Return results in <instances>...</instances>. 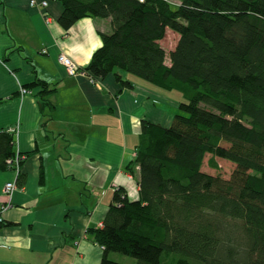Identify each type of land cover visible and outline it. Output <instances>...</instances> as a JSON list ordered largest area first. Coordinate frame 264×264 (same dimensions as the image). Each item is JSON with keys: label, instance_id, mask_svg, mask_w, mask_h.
Listing matches in <instances>:
<instances>
[{"label": "trees", "instance_id": "16d2710c", "mask_svg": "<svg viewBox=\"0 0 264 264\" xmlns=\"http://www.w3.org/2000/svg\"><path fill=\"white\" fill-rule=\"evenodd\" d=\"M60 1L66 30L84 17L111 19L77 75L97 83L114 73L133 88L123 71L184 98L170 124L142 119L127 165L139 167V198L115 190L92 231L104 247L100 264H124L113 252L136 264H264V0ZM168 29L180 37L167 54ZM35 84L42 99L54 91ZM15 146L14 133L0 129V168H12ZM208 154L212 166L235 164L229 178L203 171Z\"/></svg>", "mask_w": 264, "mask_h": 264}, {"label": "crops", "instance_id": "0c3cea01", "mask_svg": "<svg viewBox=\"0 0 264 264\" xmlns=\"http://www.w3.org/2000/svg\"><path fill=\"white\" fill-rule=\"evenodd\" d=\"M62 11L60 0L44 9L30 0H0V129L14 133L24 155V182L10 198L4 185L18 178L0 168V208L11 199L0 264H100L104 247L92 231L103 227L115 190L139 198V167L132 173L127 165L141 121L168 125L173 118L164 104L169 93L139 77L121 71L134 85L129 89L114 73L97 83L69 75L58 56L87 67L112 25L110 18L84 17L66 30ZM37 80L54 89L45 99ZM179 94L173 111L184 100Z\"/></svg>", "mask_w": 264, "mask_h": 264}, {"label": "rangeland", "instance_id": "374dc122", "mask_svg": "<svg viewBox=\"0 0 264 264\" xmlns=\"http://www.w3.org/2000/svg\"><path fill=\"white\" fill-rule=\"evenodd\" d=\"M140 1H145V0H140ZM170 1L172 2L171 4H173V6L179 5L178 4L179 3L178 0H170ZM179 37H180V35L178 33L168 29L167 35L165 36L164 39L161 40V44L165 48L167 54L176 47V45L178 43V40H179ZM167 63H170L169 56H167ZM76 64L78 65V63H76ZM94 78L100 80L99 78H96V77H94ZM178 91L179 90H173L171 92L166 91L169 94L166 95L167 96V101L164 102L165 108L167 109V111L169 113L172 114L173 118H174L175 114L179 111V107H178V105H176V108L173 111V107L170 106V103H171V101L175 102V100H177V98L180 95L179 93L181 92V91H179V92ZM173 118H172V120H173ZM17 153L18 152L16 151V154ZM20 156L22 157V159H21V161H22L23 158H24V155H20ZM210 160H211V155L208 154L206 156L205 160H204V164H203V167H202L203 171H205L207 173H210V174H213V175H221L222 177L227 179V178H229L231 176L232 172L235 169V164H233V162H231V161H229L227 159L216 158L217 165H214V166L211 165ZM19 165H21V162H19V164H14L13 166L11 165L12 168H10V169H13L16 172L17 178H19V175H20V166ZM18 166H19V170L16 169V167H18ZM8 182H10V181H8ZM16 183H17V188L16 189H18L19 184H18L17 181H16ZM5 185H4V188H5ZM4 192H5V190H4ZM10 207H11V204H10ZM111 257L115 261H118V262H121V263H124V264H136V259L134 257L126 255V254H122V253H119V252L111 253Z\"/></svg>", "mask_w": 264, "mask_h": 264}, {"label": "built area", "instance_id": "2783aa9c", "mask_svg": "<svg viewBox=\"0 0 264 264\" xmlns=\"http://www.w3.org/2000/svg\"><path fill=\"white\" fill-rule=\"evenodd\" d=\"M50 0H30V4L34 7L44 9L49 5ZM58 60L66 66V69L69 74L71 75H77L80 69V66L77 65L69 56H67L65 53H61L58 56ZM82 75H84V72H80ZM92 82H95L93 79L91 80ZM22 92H27V89L23 88ZM22 157L19 155V152L16 154V156L13 159H9L8 163L11 165L14 164H19L21 162ZM20 166V165H19ZM19 166L16 167L17 170H19ZM17 188V183L16 181H10L7 182L5 185V193L7 194V197L10 198L14 192V190ZM11 199H9L1 208H0V242H1V237H2V230L4 225L6 224V218H5V211L9 209L10 207V202Z\"/></svg>", "mask_w": 264, "mask_h": 264}]
</instances>
